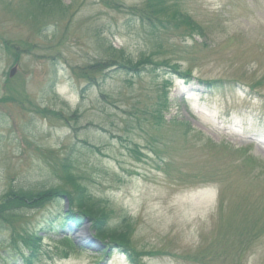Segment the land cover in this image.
<instances>
[{
  "label": "rangeland",
  "instance_id": "374dc122",
  "mask_svg": "<svg viewBox=\"0 0 264 264\" xmlns=\"http://www.w3.org/2000/svg\"><path fill=\"white\" fill-rule=\"evenodd\" d=\"M146 2L0 0V206L10 190L73 191L67 166L105 226L127 227L138 264H264V0H165V27ZM174 10L204 36L168 22ZM148 56L140 73L112 63ZM64 204L0 215V264H26L19 251L31 264H131L118 248L102 257L90 219L68 227L73 248L40 231ZM36 231L32 248L18 238Z\"/></svg>",
  "mask_w": 264,
  "mask_h": 264
},
{
  "label": "trees",
  "instance_id": "16d2710c",
  "mask_svg": "<svg viewBox=\"0 0 264 264\" xmlns=\"http://www.w3.org/2000/svg\"><path fill=\"white\" fill-rule=\"evenodd\" d=\"M37 1L41 5H46L53 3V1L55 0H37ZM164 2L165 0H147L146 2V8L148 9L149 14L155 16L158 23L161 24L163 27H165L164 25L165 23L158 20L159 18L157 16L161 14H167V7L165 6ZM144 15L145 18L148 21H150L152 26L154 27L155 25L152 23V18H150L148 14L139 13L141 19L144 18ZM168 17H169L168 22L175 21L178 22L180 25H186L188 29L192 32V34L204 36L202 32V28L198 24L194 23L190 19V17L182 13H179L177 10L170 12L168 14ZM112 63L115 67H118L119 69H125L133 73H140L145 69L144 68L145 65L146 66L155 65V62L152 61V59L149 56L146 58L143 57L139 58L138 60L135 61L130 58L122 59L121 57L120 61L114 59ZM158 63H161V65H165L170 69L174 70L182 78L190 76V72L178 70L179 67L177 64L172 65L165 60ZM103 64L104 63L102 62H96L94 65L88 66V68L91 69L90 71L95 69H102L104 67ZM170 81H171L170 78L169 79L164 78L163 80V86H162L163 99H161V101L158 103L159 107L167 108L168 92L166 87L167 85L170 84ZM216 82L217 80L205 81V84L207 85V88L212 89L213 85ZM152 115L153 118L157 120V122L164 120L163 114L159 109H154V111H152ZM182 124L187 126L186 130H188L189 124L185 122H183ZM63 171L65 172V179L67 182L71 184L73 191L71 192L64 191L60 187H50L37 191H31L28 189L26 190L19 189L18 191L10 190L7 193L6 200H4L0 206L2 208V212H0V215L3 214V216L5 217H11V215H9L8 213V210L10 209H18L21 206H25L29 204H31L32 206L35 205L34 207H38L44 204L49 199L57 200L59 198H63V196L65 195L67 196L69 201V210L60 213L59 218H57L56 220H54V222L47 225L48 229L47 227L44 226L40 229V231L50 230L52 233L57 234V236L62 234L61 240L67 247L69 248L77 247V245L71 240L70 236H67V234H65V231L69 223H71L73 226L77 228L82 225L84 219L87 217L91 221L90 223L92 225L91 227L94 230L95 237L107 241L106 243L107 247H105L101 251L102 255L109 254L112 251L111 249L119 248L122 250V252L126 254L131 264H138V262L135 260V257H137L138 255L131 257L129 252L132 251H130L129 248L126 246L128 244L125 234L128 232L126 231L127 227L124 226L122 229H120L119 227L109 228L105 226V223L107 222L108 219V215L105 208L102 207L97 200H94L91 195L86 193V189L84 190V188L77 183L76 181L77 179H75L74 175L71 172H69L67 166H63ZM40 231L38 232L36 231V233L32 234V236L29 237H27L26 235V236H19L18 238L24 245L30 248L31 246H33L35 242H37L41 238V236L38 234ZM255 235L256 233L254 232L247 234L243 238V240L239 243V245H241L245 239H251ZM18 254L23 262H26V264H31L29 262L30 261L29 257L26 258L23 257L20 251ZM65 255H67V252H65ZM206 255H203V257H205Z\"/></svg>",
  "mask_w": 264,
  "mask_h": 264
},
{
  "label": "water",
  "instance_id": "95a60500",
  "mask_svg": "<svg viewBox=\"0 0 264 264\" xmlns=\"http://www.w3.org/2000/svg\"><path fill=\"white\" fill-rule=\"evenodd\" d=\"M14 71H15V67H13L11 70H10V76H12L13 75V73H14ZM64 201H65V209H67V206H68V200H67V198L66 197H64Z\"/></svg>",
  "mask_w": 264,
  "mask_h": 264
}]
</instances>
